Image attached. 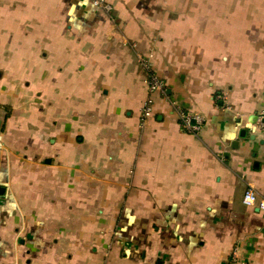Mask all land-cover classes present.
<instances>
[{
  "label": "crops",
  "instance_id": "0c3cea01",
  "mask_svg": "<svg viewBox=\"0 0 264 264\" xmlns=\"http://www.w3.org/2000/svg\"><path fill=\"white\" fill-rule=\"evenodd\" d=\"M103 2L0 0V264H264V0Z\"/></svg>",
  "mask_w": 264,
  "mask_h": 264
},
{
  "label": "built area",
  "instance_id": "2783aa9c",
  "mask_svg": "<svg viewBox=\"0 0 264 264\" xmlns=\"http://www.w3.org/2000/svg\"><path fill=\"white\" fill-rule=\"evenodd\" d=\"M93 3L102 7L104 10L109 9V5L104 3L103 0H93ZM152 54L149 53L148 59L141 58L143 66L146 70L145 85L147 89V95L143 101L140 113V122L144 123L148 118L152 116L154 107V96L161 94L168 99L167 88L164 80L157 75L152 68V62L150 58ZM169 100V99H168ZM170 104L175 108L178 113L180 124L183 129L189 133L196 134L203 123V119L198 114L187 113L182 110L174 100H169ZM257 125L264 131V108L257 115ZM243 205L256 208L264 212V196H259L253 186L248 183L244 189L242 195ZM235 254V253H234Z\"/></svg>",
  "mask_w": 264,
  "mask_h": 264
},
{
  "label": "water",
  "instance_id": "95a60500",
  "mask_svg": "<svg viewBox=\"0 0 264 264\" xmlns=\"http://www.w3.org/2000/svg\"><path fill=\"white\" fill-rule=\"evenodd\" d=\"M242 133V132H241ZM241 135H243V134H241Z\"/></svg>",
  "mask_w": 264,
  "mask_h": 264
}]
</instances>
